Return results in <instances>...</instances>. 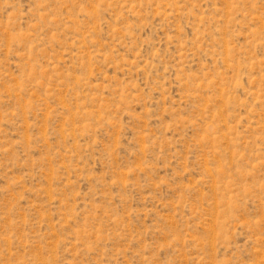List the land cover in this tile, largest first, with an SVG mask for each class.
<instances>
[{"label":"rangeland","instance_id":"1","mask_svg":"<svg viewBox=\"0 0 264 264\" xmlns=\"http://www.w3.org/2000/svg\"><path fill=\"white\" fill-rule=\"evenodd\" d=\"M0 264H264V0H0Z\"/></svg>","mask_w":264,"mask_h":264}]
</instances>
